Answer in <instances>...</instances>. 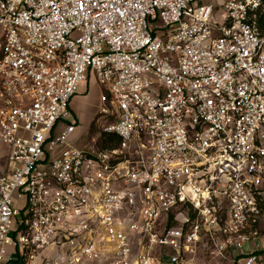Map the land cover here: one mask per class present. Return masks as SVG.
Instances as JSON below:
<instances>
[{
    "label": "built area",
    "instance_id": "2783aa9c",
    "mask_svg": "<svg viewBox=\"0 0 264 264\" xmlns=\"http://www.w3.org/2000/svg\"><path fill=\"white\" fill-rule=\"evenodd\" d=\"M263 12L0 0V264H264ZM90 73L111 122L84 150Z\"/></svg>",
    "mask_w": 264,
    "mask_h": 264
},
{
    "label": "rangeland",
    "instance_id": "374dc122",
    "mask_svg": "<svg viewBox=\"0 0 264 264\" xmlns=\"http://www.w3.org/2000/svg\"><path fill=\"white\" fill-rule=\"evenodd\" d=\"M226 0H196V4L212 5L219 7L224 4ZM106 89L99 85L92 73L89 74L87 82L79 84L76 95V105L70 102V111L72 109L75 119L78 121L76 132L72 135L71 140L76 147L90 150L94 146L92 141L97 137L101 131V124L111 122L109 117H101L98 115L99 111V97ZM72 99V100H73ZM71 112V114L73 115ZM98 143L95 145L97 147ZM4 147L0 144V174L7 169V159L4 156Z\"/></svg>",
    "mask_w": 264,
    "mask_h": 264
},
{
    "label": "trees",
    "instance_id": "16d2710c",
    "mask_svg": "<svg viewBox=\"0 0 264 264\" xmlns=\"http://www.w3.org/2000/svg\"><path fill=\"white\" fill-rule=\"evenodd\" d=\"M256 25L260 29V31H264V12L258 13L257 19H256ZM118 139L113 134H104L101 132L99 138L97 139L96 144L97 148L99 149H105L110 148L112 146H115L118 144Z\"/></svg>",
    "mask_w": 264,
    "mask_h": 264
},
{
    "label": "crops",
    "instance_id": "0c3cea01",
    "mask_svg": "<svg viewBox=\"0 0 264 264\" xmlns=\"http://www.w3.org/2000/svg\"><path fill=\"white\" fill-rule=\"evenodd\" d=\"M76 99H73L72 100V105H76ZM71 112L73 113V111H72V109H71ZM73 117L75 118V115H74V113H73ZM77 120V119H76ZM261 232L262 233H264V218H263V220H262V222H261ZM263 255H264V252H263ZM223 264H233V263H230V262H224Z\"/></svg>",
    "mask_w": 264,
    "mask_h": 264
}]
</instances>
